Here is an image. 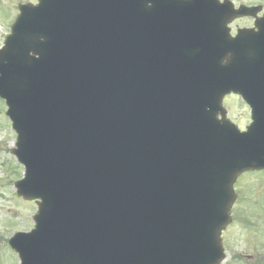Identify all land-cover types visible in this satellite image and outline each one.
<instances>
[{
  "label": "water",
  "instance_id": "95a60500",
  "mask_svg": "<svg viewBox=\"0 0 264 264\" xmlns=\"http://www.w3.org/2000/svg\"><path fill=\"white\" fill-rule=\"evenodd\" d=\"M226 0H41L0 53L36 228L21 264H220L234 184L264 170V19ZM251 105L246 133L222 102ZM223 120H219V115Z\"/></svg>",
  "mask_w": 264,
  "mask_h": 264
},
{
  "label": "rangeland",
  "instance_id": "374dc122",
  "mask_svg": "<svg viewBox=\"0 0 264 264\" xmlns=\"http://www.w3.org/2000/svg\"><path fill=\"white\" fill-rule=\"evenodd\" d=\"M231 1L237 6L264 7V0ZM226 104L230 117L238 118L234 120L242 128L250 123L248 108L241 100L230 97ZM6 111V104L0 102V264H20L17 253L10 249L9 240L16 233L29 232L34 228L38 208L34 202L17 196L15 182L24 176V168L11 153L17 135ZM236 190L239 202L234 211V223L223 235L230 247V259L226 264H264V260H261L264 248H258L264 247V172L243 175L238 180ZM234 253L242 254L245 259L242 262L232 261Z\"/></svg>",
  "mask_w": 264,
  "mask_h": 264
},
{
  "label": "flooded vegetation",
  "instance_id": "af4514ba",
  "mask_svg": "<svg viewBox=\"0 0 264 264\" xmlns=\"http://www.w3.org/2000/svg\"><path fill=\"white\" fill-rule=\"evenodd\" d=\"M38 2L39 0H0V51L3 50L5 38L20 14L21 6L37 5ZM241 29H255V19L247 18L233 22L231 25L232 36H235ZM0 102L3 103L2 100H0ZM235 123L238 124V121L235 120ZM246 127L247 125L244 126L242 130H245ZM247 257L254 258L253 256Z\"/></svg>",
  "mask_w": 264,
  "mask_h": 264
}]
</instances>
